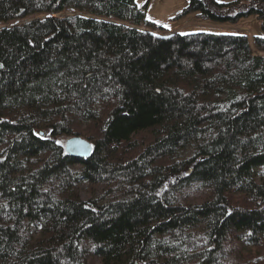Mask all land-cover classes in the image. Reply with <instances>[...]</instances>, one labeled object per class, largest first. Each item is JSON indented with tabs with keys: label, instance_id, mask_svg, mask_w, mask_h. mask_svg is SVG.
Segmentation results:
<instances>
[{
	"label": "trees",
	"instance_id": "trees-1",
	"mask_svg": "<svg viewBox=\"0 0 264 264\" xmlns=\"http://www.w3.org/2000/svg\"><path fill=\"white\" fill-rule=\"evenodd\" d=\"M190 11L256 15L264 51V0H189L175 18ZM38 13L0 29V264H221L228 239L260 245L264 54L247 36L139 30L167 29L135 0H0V24ZM81 181L114 196L83 200ZM193 184L200 201L176 200Z\"/></svg>",
	"mask_w": 264,
	"mask_h": 264
},
{
	"label": "rangeland",
	"instance_id": "rangeland-1",
	"mask_svg": "<svg viewBox=\"0 0 264 264\" xmlns=\"http://www.w3.org/2000/svg\"><path fill=\"white\" fill-rule=\"evenodd\" d=\"M218 1H228V0H218ZM137 5L143 7L145 11V17L150 22H154L158 25H161L163 29H167L166 31H160L158 29H152L149 26L143 24L138 25L136 29L139 30H150L152 33L156 34H170L173 32H177L180 30H192L197 28H207V29H223V30H233L235 32L244 33L248 40L250 48L254 54H264V51L258 49L254 43V35L260 36L262 32L261 21L256 15L251 14L248 16L241 17L236 23H215L211 21H207L202 19L199 15L197 16V12L190 11L188 13L181 14L179 17L175 18L176 13L181 12L183 8L188 5L189 0H135ZM70 13H79L88 17H95L101 19H109L119 22L116 18L113 17H98L94 16V14H90L87 12H79L77 10H63L58 12L56 15L59 17H63ZM45 15L43 13L34 14L27 18H24L20 21L16 22H8L0 24V29L4 27H11L12 25L25 23L37 18H43ZM122 21V20H120ZM127 22V21H122ZM131 24L130 22H128ZM133 25V24H131ZM245 25L250 26L249 28H245ZM239 26V27H234ZM179 29L177 30V28ZM141 28V29H140ZM241 28V29H240ZM239 29V31H237ZM252 30V32H251ZM167 34V35H168ZM253 34V35H252ZM86 123L81 124V128L85 126ZM76 135H72L69 138H64L62 141L64 144V148H66V143L68 139L74 137ZM66 150V149H65ZM67 152V151H66ZM78 167V166H77ZM256 179L258 181L264 179V166H259L256 169ZM77 191L79 196L83 200H88L95 198L98 202H105L111 199L112 196L110 192H104L99 185L89 184L85 181L79 182L77 185ZM203 193V189L200 187L196 188V185H188L179 189L177 191L176 200L182 201H200L201 195ZM203 196V195H202ZM203 225V224H201ZM193 235L195 234L196 238L205 237V233L201 226L196 227L192 230ZM192 236V240H193ZM234 238V237H233ZM198 239V238H197ZM191 240V241H192ZM199 242L201 241L198 239ZM193 261H185L184 264H188ZM221 264H264V240L258 246H251L250 244L238 241L235 239H228L225 242L223 255L220 257L219 262ZM193 264V263H192Z\"/></svg>",
	"mask_w": 264,
	"mask_h": 264
},
{
	"label": "water",
	"instance_id": "water-1",
	"mask_svg": "<svg viewBox=\"0 0 264 264\" xmlns=\"http://www.w3.org/2000/svg\"><path fill=\"white\" fill-rule=\"evenodd\" d=\"M65 149L69 154L85 157L91 152V143L84 138L74 136L68 139ZM134 264L138 263L134 262Z\"/></svg>",
	"mask_w": 264,
	"mask_h": 264
},
{
	"label": "crops",
	"instance_id": "crops-1",
	"mask_svg": "<svg viewBox=\"0 0 264 264\" xmlns=\"http://www.w3.org/2000/svg\"><path fill=\"white\" fill-rule=\"evenodd\" d=\"M234 27H239V26H234ZM245 28H249L250 29V26H248V25H245ZM179 29V27L177 28V30ZM241 29V28H240ZM237 31H239V29L237 30ZM251 32H252V30H251ZM253 35V34H252ZM260 35H263V31L260 33Z\"/></svg>",
	"mask_w": 264,
	"mask_h": 264
}]
</instances>
